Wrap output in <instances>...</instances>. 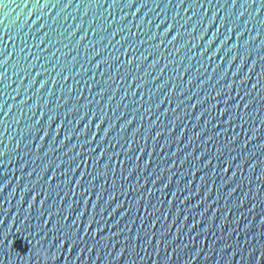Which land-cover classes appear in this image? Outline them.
<instances>
[{
  "label": "water",
  "instance_id": "obj_1",
  "mask_svg": "<svg viewBox=\"0 0 264 264\" xmlns=\"http://www.w3.org/2000/svg\"><path fill=\"white\" fill-rule=\"evenodd\" d=\"M190 2L0 0V264H256L264 251V0ZM229 26L216 56L203 51ZM245 93L252 103L224 124L223 97L230 105ZM98 144L119 153L107 168V155L93 163ZM81 212L69 251L62 233ZM161 230L172 243L146 242Z\"/></svg>",
  "mask_w": 264,
  "mask_h": 264
},
{
  "label": "snow or ice",
  "instance_id": "obj_2",
  "mask_svg": "<svg viewBox=\"0 0 264 264\" xmlns=\"http://www.w3.org/2000/svg\"><path fill=\"white\" fill-rule=\"evenodd\" d=\"M57 2H59V0H57ZM70 2H71V0H69V3H70ZM183 2H184V0H181V3H183ZM55 6H56V5H53V7H55ZM63 6H64V7H68V4H64ZM140 6H142V5H139L138 7H140ZM194 6H195V0H192V2H190V3L187 5L188 8H192V7H194ZM260 8H264V2H262V3L260 4L259 8H257V11H259ZM31 14H32V12L29 13V15H31ZM214 15H215V14H213V16H214ZM36 19L39 20L40 17L37 16ZM223 22H224V19L221 18V23H223ZM33 23H35V21H33ZM210 25H211V21H209V24L206 25L204 29H202V31H201V35H202V36L204 35L205 32H207V31L209 30ZM41 27H42V25H41ZM170 27H171V25H169V27H166V28L164 29L163 33H161V35H167L168 32H169V28H170ZM37 30H39V29H37ZM216 31H218V29H217ZM232 31H233L232 26H229V27L227 28V31H226L225 34L223 35V37H220V38H218L217 35H216L215 32H214L213 35H211V36H209V37L206 38V45H205V48L203 49V51H208V52L210 53L211 56H216V55H217V54L223 49V46L225 45V43H226V42L228 41V39H229V35H228V34L231 33ZM240 34H241L240 31L237 30L236 35L239 36ZM177 35H178V34H177ZM177 35H173V36L171 37V40H176V39H177ZM170 42H171V41H170ZM233 47H234V45H233ZM227 51L230 52V51H231V48L227 49ZM5 59H6V58H5ZM232 59H235V57L230 58V59H229V63H231V60H232ZM98 63H99V62H98ZM129 63H131V61H129ZM66 78H67V77H65V79H66ZM44 82H45V81L42 80V81L40 82L41 85H43ZM240 82L243 83V80H241ZM233 83H235V81H233ZM90 86H91V85H90ZM225 87H226V88H231V84L226 85ZM253 87H255V85H253ZM101 91H103V90L101 89ZM237 91H238V89H237ZM217 95H219V92L217 93ZM247 95H248V93H245L243 96H238L235 100H233V102H232L230 105L228 104V102H229V100H232V97H231L230 95H229V96H224V97H223V102H224V104H225L226 106L223 107V108H221V109L219 110V115H224L225 113H227V119L223 120V123H224V124L228 125V124H230L231 121H233V120L236 118V115H237V114H236V111L234 112L233 110H234V109L236 110L237 108H239V107L241 106V102H243V108H244V109H247L248 106L252 103L251 100H245V96H247ZM109 99H110V97H109ZM198 102H199V101H198ZM219 102H220V101H217V103H219ZM158 106H159V103L157 104V107H158ZM193 106H194V105H193ZM210 107H215V104L210 105ZM201 115H203V112H201L199 115H197L196 119L199 120V118H200ZM53 118H54L53 116H49V117H48V121L51 122V120H52ZM240 121H241V122L243 121V116L240 117ZM102 122H103V120H102V118H101V119L98 121V123H97V128L99 127V123H102ZM130 122H131V121H126L124 125H121V127H122V128L125 127L126 124H127V123H130ZM218 123H219V121H218ZM215 126H216V125L214 124L213 127H215ZM57 127H59V125H57ZM85 127H87V125H85ZM111 127H112L111 125H108V127H106V128L104 129V134H105V135L111 130ZM134 131H135V130H134ZM224 131H227V129H226V128H222V129H220V131L217 132L216 135L218 136V135H220V132H224ZM45 135H47V133H45ZM92 135H95V133H93ZM156 135H159V133H157ZM197 135H199V133H197ZM43 138H44V137L41 136V139H43ZM67 138H68V136H67V134H66L65 137H64V139H67ZM90 138H91V137H89V139H90ZM103 138H104V137L101 136V137H100V140L103 141ZM251 138H252V137H250V139H251ZM89 139L84 140L82 143L87 144V143L89 142ZM206 139L211 140L212 137L209 136V137H207ZM233 139H235V137H233ZM61 143H63V141H61ZM129 144H131V141L129 142ZM97 147L99 148V151L96 152V156H95V158L93 159V163H95L96 160H99L102 156L107 155V159H106L107 163L104 165V168H107V167H108V160H111L113 156H116V155H118L119 153L109 152L108 149H107V147L103 146L102 144H98ZM87 151H88L89 156H91L92 153L96 151V149L89 148ZM140 151L142 152V151H143V148H141ZM219 151H220V149H217V152H219ZM126 152H127V149H125V153H126ZM77 155H79V153H77ZM203 155H204V153L201 152L196 158L199 159L200 156H203ZM85 159H86V158H85ZM125 159H129V157H128L127 155H125ZM232 159H234V158L230 157V158H228L227 160H225L224 163H225L226 165L231 166V160H232ZM181 162H183V161H181ZM147 163H148V161H145V165H147ZM204 163L207 164L208 161L205 160ZM79 166H80L79 163H77L72 169H70V171H73V172H74V171L76 170V168H78ZM57 167H59V165H57ZM250 167H251V165H250ZM226 171H228V168H227V167L221 169V172H226ZM101 174H103V173H101ZM232 174H233V176H234V175H235V172H233ZM83 175H84V173L81 172V173H80V176H83ZM206 175H207V173H205L204 175L201 176V182H203L204 177H205ZM51 178H52V177H49V179H51ZM93 179H95V177H93ZM190 182H191V181H189V183H190ZM76 183H77V184L80 183V179H79V177L77 178ZM153 183H154V181H153ZM100 187H101V190H103V186L101 185ZM163 187H167V183L164 184V185L162 186V188H163ZM84 191L86 192V191H87V188H85ZM149 191H151V189H149ZM205 194H207V193H205ZM99 195H100V194L97 193V200L99 199ZM175 195H176V191L173 190V191H172V196H175ZM111 199H112V194H110V195L108 196V201H110ZM185 199H187V197H185ZM84 200H85V203H87V197H86V196L84 197ZM108 201H105V204H107ZM41 202H43V201H41ZM181 202L183 203V201H181ZM199 202H200V201H197V203H199ZM169 203H171V202H169ZM70 206H71V205H69V207H70ZM194 206H195V205H192L191 207H194ZM96 207H97V204H96V202L94 201V202L92 203V208H93V209H96ZM119 207H120V204H117L115 207L111 208V209L109 210V212H108V215H109V216L112 215V213L115 212L116 209L119 208ZM145 207H147V205H145ZM99 210H100V212H103V211H104V208L101 207ZM153 211H155V208H153ZM202 214H203V213H201V215H202ZM81 215H83L82 212H81V213H78V214H77V217H76L75 219H73V221L71 222V224H69V225L66 226L68 229H71L70 232H69V231H65L64 233H62L63 241H62L61 243L63 244L64 241H67V247H68V250H69V251H71V250L75 247V245L77 244V242H78V238H77L76 235H75V229H74L72 226H73L74 224L77 223V220L80 218ZM93 215H95V212H93V213L89 216L88 221H87L86 224L84 225V228H83V231H84V232H87V231H88V225H90V224L93 222V220H92V216H93ZM119 215H120V216H123V215H124V212H121ZM175 215H176V214L174 213V214H173V221H172L173 223L175 222ZM184 219L187 220V217L185 216ZM143 222H144V221L141 220V224H143ZM155 222H156V221L153 220V221L148 225V228H149V226H152L153 224H155ZM262 222H264V220H262ZM198 223H200V221L194 220V221L192 222V224H189V225H188V228H189V229H192V228H193L196 224H198ZM181 226H183V224H181ZM207 227H208V226L205 225V227L202 228L201 231H205ZM246 227H247V226H246ZM98 231H99V228H97V229L93 232V235H95L96 232H98ZM165 234H166L165 230H161L159 233H155V232L151 233V236H148V235L146 234L145 239H146V242H147V243H151V237H152V236H155V237H157V239H156V244H157V246L160 245L161 241H163V243H164L165 245H168V244L172 243V241L175 239V236H172V237H170V238H168V239H165ZM174 251H175V249H174ZM117 255H119V253H118ZM193 258H195V257H193ZM261 258H264V251H261V253H260V257H258V259H257V261H256V264H259V261H260Z\"/></svg>",
  "mask_w": 264,
  "mask_h": 264
}]
</instances>
